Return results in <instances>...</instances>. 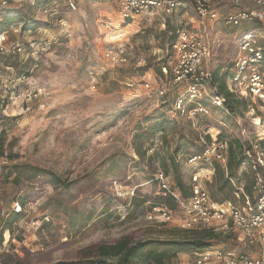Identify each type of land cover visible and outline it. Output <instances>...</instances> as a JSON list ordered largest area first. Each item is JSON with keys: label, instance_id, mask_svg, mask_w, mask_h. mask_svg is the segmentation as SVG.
I'll return each instance as SVG.
<instances>
[{"label": "rangeland", "instance_id": "rangeland-1", "mask_svg": "<svg viewBox=\"0 0 264 264\" xmlns=\"http://www.w3.org/2000/svg\"><path fill=\"white\" fill-rule=\"evenodd\" d=\"M6 1L0 32L8 47L19 43L24 52L9 51L0 60V264H13L16 257L23 264L70 261L92 244L124 236L165 250L167 264H197L194 253L169 251L166 245L193 240L192 231L145 219L148 208L164 206L169 195L159 194L154 175L163 172L173 191L176 168L189 186L194 170L188 160L210 140L206 132L219 136L236 129L235 118L252 123L257 116H228L208 99L200 101L208 115L198 123L176 109L185 87L168 83L159 72L173 56L167 41L175 25L127 26L117 0H74V10L61 1L46 13L50 0L34 7L29 0ZM216 9L227 13L237 7L220 0ZM255 25H207L208 71L217 73L215 85H227L240 33ZM117 47H124L130 60L111 68L103 55ZM191 106L186 103L185 110ZM157 123L162 129L153 132ZM212 165L215 171L202 178L203 187L217 202L233 201L234 186L221 188L226 171ZM244 173L235 184L242 181L245 189L251 177ZM55 177L70 188L54 187ZM19 197L29 203L7 232L3 226ZM203 242L207 252L241 248L232 234L214 233Z\"/></svg>", "mask_w": 264, "mask_h": 264}, {"label": "built area", "instance_id": "built-area-1", "mask_svg": "<svg viewBox=\"0 0 264 264\" xmlns=\"http://www.w3.org/2000/svg\"><path fill=\"white\" fill-rule=\"evenodd\" d=\"M50 1L52 6L44 9L45 13L56 9V5L61 1L71 10L76 8L74 0ZM117 1L121 23L135 21L153 13L162 16H171L178 11L192 14V19L187 23L190 25L189 29L179 25L176 39L171 46L173 56L160 65L159 69L162 76L166 79L169 77L168 83L184 85V93L177 99L176 109L185 113L190 121L197 123L208 115L207 106L200 102L203 99L210 100L212 106L231 116L223 105V99L215 95V87L211 84V73L208 71L211 43L207 25L220 23L223 26L240 27L247 23L259 24L240 33L226 85L227 91L236 98H250L251 106L248 112L251 117L257 116L252 119L256 129L250 134L240 119H234L236 133L245 156L246 172L251 174L254 201L245 193L242 181L236 185L235 180H230L234 186L233 201L217 202L203 187L202 178L206 179L215 171L212 165L214 161L227 171L229 152L228 141L219 140L218 133L212 134L208 130L206 134L210 136V140L200 152L188 160L189 166L194 170L188 186L189 197L182 198L180 194H175L174 191L177 190H171L168 177L159 171L154 175L159 194L163 197L171 195L176 208L171 211L165 206H150L145 212V219L155 225L173 223L177 228L187 231L232 234L237 245L241 246L240 249L227 252L194 253L197 264H264V0H231L237 10L227 13L217 11L216 6L220 0ZM29 2L34 7L40 0ZM6 8L7 1L0 0V18ZM9 51L21 55L24 49L19 43L8 47L5 33H1L0 60ZM130 55L124 47H117L106 51L103 59L113 68L128 64ZM142 64L144 59L139 58L137 65ZM126 86L131 88L133 84L127 83ZM145 87H148V84H145ZM186 103L192 105L188 110H185ZM205 166L204 171L207 173L201 177L199 172L203 171L201 167ZM246 247L249 251L242 250Z\"/></svg>", "mask_w": 264, "mask_h": 264}, {"label": "trees", "instance_id": "trees-1", "mask_svg": "<svg viewBox=\"0 0 264 264\" xmlns=\"http://www.w3.org/2000/svg\"><path fill=\"white\" fill-rule=\"evenodd\" d=\"M178 29L175 31L177 32ZM4 33L3 31L0 32ZM176 39V33L172 35L168 41L167 46L171 51V46ZM2 60V59H1ZM167 62V61H166ZM164 62V64L166 63ZM3 67V65H2ZM12 69V67H11ZM160 72V71H159ZM161 73V72H160ZM216 75L217 73L211 74V84L215 87L216 96L221 97L223 99V105L227 109L228 113L232 116L234 114L241 115L242 113H247L251 103L250 98H236L232 94L227 91L225 81H221L220 84L215 85L216 83ZM230 77V75H229ZM229 116V115H228ZM236 119V118H235ZM241 124L247 128L251 129V133L254 131V125L250 123L249 120L244 119V117H239ZM220 127V125H219ZM162 129L161 125L157 123L155 127H153V132L160 131ZM219 140L226 139L229 144V152H228V163H227V171H226V179L224 180L222 187H226L230 180H237L238 175L245 174L242 169L245 166V156L242 153L241 144L238 139V135L236 133V129L223 131L218 136ZM174 176V185L173 189L177 190L182 198H188L190 195V189L185 183L182 181L180 176L178 175V171L176 168L172 170ZM247 174H250L248 171ZM251 177V174H250ZM54 187L62 186L64 190H68L70 188V183H62L58 177H55L52 181ZM245 193L250 196V198L254 201V195L251 187H245ZM233 198V195H232ZM164 201V206L174 211L176 208V203L174 198L171 195H168ZM29 201L26 198L19 197L16 200V207L13 209L11 218L7 221L3 230L7 232L10 230L11 224L17 220H19L22 216L23 210L25 209L26 204ZM150 208V207H149ZM194 234V239L190 241H174L171 243H167L169 246L168 250H174L178 252H192V253H200L206 250L208 244L204 243L203 240L209 239L212 236L211 232L208 231H192ZM80 257L70 261H62L54 264H134L136 261H143L145 264H167L165 262L166 251H157L150 241H141L134 240L131 236H124L111 244H103L97 243L92 244L79 252ZM13 264H23L22 259L16 257V260ZM39 264V263H36Z\"/></svg>", "mask_w": 264, "mask_h": 264}, {"label": "crops", "instance_id": "crops-1", "mask_svg": "<svg viewBox=\"0 0 264 264\" xmlns=\"http://www.w3.org/2000/svg\"><path fill=\"white\" fill-rule=\"evenodd\" d=\"M192 19V14H184L182 11H178L171 16H162L158 13H153L151 15H144L142 18L135 21L125 22L127 26L130 25H152L154 22L158 21L159 25H165L170 23L175 25L178 29L179 25H184L190 22Z\"/></svg>", "mask_w": 264, "mask_h": 264}]
</instances>
